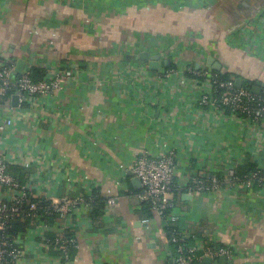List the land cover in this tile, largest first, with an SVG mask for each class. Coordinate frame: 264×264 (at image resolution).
Returning a JSON list of instances; mask_svg holds the SVG:
<instances>
[{
	"label": "crops",
	"instance_id": "0c3cea01",
	"mask_svg": "<svg viewBox=\"0 0 264 264\" xmlns=\"http://www.w3.org/2000/svg\"><path fill=\"white\" fill-rule=\"evenodd\" d=\"M141 52L161 56L157 71L125 59ZM0 57L14 69L19 60L23 69H76L51 95L0 105V120L13 117L0 132V155L29 173L26 186L35 197L79 200L95 190L105 200L96 221L85 206L58 224L29 228L20 264H50L41 239L59 226L78 237L68 264H173L162 222L141 211V185L130 173L135 158L179 148L181 134L192 128L188 153L179 149L175 180L183 189L192 175L220 170L226 160L234 164L264 141V130L255 137L234 120L219 126L194 112L184 88H177L181 109L175 107L166 97L169 82L154 80L172 69L214 70L211 58L219 71L264 89V0H0ZM168 59L173 66L166 69ZM186 190L173 195L172 211L185 240L199 236L234 249L230 264H264V187ZM14 193L0 186V199Z\"/></svg>",
	"mask_w": 264,
	"mask_h": 264
},
{
	"label": "built area",
	"instance_id": "2783aa9c",
	"mask_svg": "<svg viewBox=\"0 0 264 264\" xmlns=\"http://www.w3.org/2000/svg\"><path fill=\"white\" fill-rule=\"evenodd\" d=\"M46 73L43 79L34 82L29 77V69H23L21 76L14 80L13 63L5 57H0V102L3 108L9 105L10 99L7 93L15 90L14 95L17 97V105L24 106L30 104L38 98L51 95L54 91L62 88L63 82L69 80L75 73V67L62 69L60 65H44ZM190 74L191 76H187ZM167 80L168 88L173 91L167 94L174 102L175 107L181 109L180 100L177 99V88L188 90L195 103L194 112L198 114L209 115L214 117L215 122L220 126L224 121L234 120L242 125H246L253 136L258 137L264 130V99L255 98V94L238 87L233 81L221 82L216 79L215 75L209 69L190 68L180 70H169L166 73L154 77V80ZM176 85H171V82ZM172 86V87H169ZM218 88L226 89L227 93L218 95ZM12 96V97H13ZM12 99V98H11ZM186 108V107H185ZM13 125L12 115H4L0 120V132L9 129ZM192 128L185 130L180 138L182 144L179 148H170L160 157L151 156L144 151L137 156L130 168V173L137 178L141 185V192L137 194L139 204L147 203L149 211L159 219L164 228L166 225L175 226L176 217L172 213L175 208L173 188L176 182V170L180 163L181 154L179 149L182 148L185 154L194 140V132ZM248 144L255 143L256 140L248 139ZM257 151H248L249 156L239 158L233 164L228 160L224 161L222 168H225V181L231 186V180L235 174V167L244 164L246 158L255 162L259 168L262 177L259 179L264 187V141L257 140ZM9 161L3 155H0V186L6 187L10 192L18 190L19 194H12L8 199H0V264H20L21 257L26 253L20 235L11 236L7 233L6 223L8 218L16 215L20 211V204L25 198V190H29L27 186L19 187L16 181L7 173V165ZM219 170L211 169L198 172L189 178L186 188L190 193H216L222 189L223 181H219L216 173ZM254 178L256 174L253 175ZM234 181V180H233ZM233 185V184H232ZM236 185L244 186L249 190L251 180L246 179ZM261 187V188H262ZM187 191V190H186ZM111 202V200H110ZM58 218L54 224H58L67 214L77 210L79 207L88 208V204L84 199L69 200L60 199L52 201ZM29 210H35L36 205L27 203ZM148 223V219L144 221ZM53 224V223H51ZM49 223H40L38 226L47 227ZM66 227L59 226L54 240L53 250L57 252L55 256H49L50 264H68L69 257L67 255L68 247L74 248L78 245V237L76 233L71 238H65L63 231ZM168 243L172 244L173 264H202L204 258L208 257L212 261L220 257L227 260L237 255L234 249L229 247H217L208 242L195 240L190 246L185 244L184 235L178 229L165 230ZM42 246L48 249V242L42 235ZM215 264V263H213Z\"/></svg>",
	"mask_w": 264,
	"mask_h": 264
},
{
	"label": "trees",
	"instance_id": "16d2710c",
	"mask_svg": "<svg viewBox=\"0 0 264 264\" xmlns=\"http://www.w3.org/2000/svg\"><path fill=\"white\" fill-rule=\"evenodd\" d=\"M172 66L173 65L165 66V68L168 69L171 68ZM210 71L215 75L216 79H218L221 82L233 81L236 84V80H240L241 86L238 87L245 89L249 92H251V87L254 85L253 81L243 79L237 74L224 73L219 70H210ZM20 76L21 74H16V73L13 74L14 80H17ZM44 76H45V69L42 67L33 66L29 69V77L34 82L40 81L41 79H43ZM187 76H191V75L188 74ZM217 91H218L217 93L218 95H221L222 93L223 94L227 93V90L222 88H218ZM14 92L15 90H10L7 93V97L10 100ZM255 98L264 99V94L255 95ZM0 105H2L1 102ZM259 171L261 170H259L257 164L251 161L249 158H246L244 164L235 167V174L233 176L234 181L231 180V186H233L236 183L243 182L246 179H250L251 185L249 191L259 190L262 187L261 184L262 182L259 181L262 175L260 174ZM7 173L16 181L19 187L26 186L29 176V173L26 170H22L17 165L8 164ZM254 174H256L255 178L253 176ZM216 176L219 178V181L221 182L223 181L222 184L223 189L227 187H231L230 184L225 181L226 178L225 168H221L216 173ZM183 189L186 191L187 188H183ZM183 189H180V187L178 188L177 185L175 184V187L173 188V193L177 194L180 191H184ZM24 192H25V198L23 203L20 204L19 213L8 218L6 223V228H7L6 231L8 234H10L13 237L17 235L22 236L29 228L36 227L40 223L43 222L49 224L54 223L58 218V214L57 212H55L51 200L43 196L35 197L33 196V193L30 190H25ZM99 196L100 195L96 193L94 190L83 198L85 202L88 204L89 217L91 221H96L99 219L105 205V200L101 199ZM27 203L35 204L36 209L32 211L29 210ZM141 209H142L141 210L142 213L145 214L146 217L151 216V212L149 211V207L147 203H142ZM173 229H177V228L175 226H169V225L165 226V230H173ZM74 234H75V230L72 227L66 228L63 231V236L68 239L74 236ZM55 237L56 234L53 232H45L43 234V240L45 239L48 242L47 250L51 256L57 255V252L53 250ZM196 238L197 240L208 242L206 239H203L199 236H196ZM194 241L195 239L188 238L187 240H185V244L190 246L191 244L194 243ZM169 246L173 247L172 244H170ZM74 253H75V248L72 246L68 247L67 255L69 257V261L72 259ZM202 264H205L204 260L202 261Z\"/></svg>",
	"mask_w": 264,
	"mask_h": 264
},
{
	"label": "water",
	"instance_id": "95a60500",
	"mask_svg": "<svg viewBox=\"0 0 264 264\" xmlns=\"http://www.w3.org/2000/svg\"><path fill=\"white\" fill-rule=\"evenodd\" d=\"M126 60L129 59H137L139 62L142 63H146L148 65V69L151 71H157L160 65V59L161 56L159 54H150L148 52H141L137 55H126L125 57ZM171 61L168 59L167 61H164V65H168L170 66ZM208 66L211 67L214 70H218L219 66L217 63H214L213 60L211 58H209V62H208ZM23 67H24V61L23 60H19L17 62V65L14 69V73L16 74H21L23 71ZM236 85L237 86H241V81L240 80H236ZM251 92L255 95H261L264 94V89L261 86V84L259 82H256L252 87H251ZM12 103L14 105H17V97L16 95H14L12 97ZM133 182H135L136 184H140L139 180L137 178L133 179ZM169 247V246H168ZM211 262L215 263V264H227V263H231L230 260H227L225 257H220L217 260L212 261L210 258L206 257L204 258V263L205 264H211ZM172 263V262H171Z\"/></svg>",
	"mask_w": 264,
	"mask_h": 264
}]
</instances>
